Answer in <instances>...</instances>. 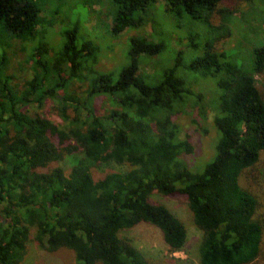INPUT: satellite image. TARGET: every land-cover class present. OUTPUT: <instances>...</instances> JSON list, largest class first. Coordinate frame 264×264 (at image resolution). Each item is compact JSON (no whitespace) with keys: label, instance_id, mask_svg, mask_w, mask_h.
Segmentation results:
<instances>
[{"label":"trees","instance_id":"obj_1","mask_svg":"<svg viewBox=\"0 0 264 264\" xmlns=\"http://www.w3.org/2000/svg\"><path fill=\"white\" fill-rule=\"evenodd\" d=\"M159 1L166 13L201 21L206 36L197 41L186 34L189 50H178L171 65L150 75L140 74L141 57H158L166 45L134 37L130 63L116 80L106 73L91 82L84 98H63L64 119L67 103L75 111L64 130L31 115L28 106L60 99L58 89L82 79L85 62L99 49L80 44L77 29L61 33L51 61L42 60L46 44H38L32 54L38 70L18 92L7 74V48L14 41L44 40L60 18L53 9L51 16L43 13L40 0H0V264H22L33 229L40 247L69 249L76 264H151L123 236L141 224L157 228L172 253L183 251L185 224L152 202L155 193L186 199L203 233L200 264H264L260 201L242 184L243 177L259 179L256 169L264 156V45L244 65L217 51L221 26L215 19L225 0H112V32L142 29L145 13ZM186 57L189 72L216 79L220 95L207 99L189 85L180 74ZM51 74L54 87L48 86ZM97 98L108 102V113L97 114ZM208 107L215 112V158L196 173L188 161L195 153L192 132L183 137L177 119L195 116L202 127ZM109 163L127 169L96 179L93 169ZM171 264L196 263L174 258Z\"/></svg>","mask_w":264,"mask_h":264},{"label":"rangeland","instance_id":"obj_2","mask_svg":"<svg viewBox=\"0 0 264 264\" xmlns=\"http://www.w3.org/2000/svg\"><path fill=\"white\" fill-rule=\"evenodd\" d=\"M42 11L50 12L53 9L59 15L60 20L55 26L47 28V37L35 43H24L14 41L10 50V62L7 74L13 77V85L18 92L25 89V83L31 80L38 70L32 54L40 43H45L46 56L44 61L55 59L61 43V33L67 30H78L77 40L80 44L84 42L93 43L99 51L95 57L87 60L84 64L82 79L71 81L66 89H58L59 98H46L42 104L36 102L28 106L31 115H42L47 117L60 128L68 130L70 122L75 118L74 109L68 105L66 116L62 115L61 103L64 97L84 98L88 92L91 82H95L106 73H113L114 80L117 79L122 68L130 63V49L134 37H146L148 40L162 41L166 45L165 52L155 58L141 57L143 61L140 74L150 75L154 71H164L175 59L174 54L178 50L186 51L189 36H197V41L206 36L208 30L201 21L191 19L185 14L166 13L162 2L149 7L145 13V26L138 30L131 28L119 35L112 32L114 15L117 6L112 0H40ZM222 7V15L216 16V23L221 27L216 49L221 53H230L228 60L239 65L250 63L254 58V49L264 45V0H225ZM7 46V45H5ZM8 47V46H7ZM189 50V49H187ZM191 57H186L184 65L181 66L180 74L186 78L189 85L195 91L203 92L207 99H214L221 91L216 79L211 76L200 77V73L189 72L187 66ZM171 63V64H170ZM68 68L65 69L67 74ZM43 76V72H39ZM200 75V76H199ZM56 79L50 75L48 86L54 87ZM264 89V87H263ZM98 115L108 113L110 106L103 98L95 101ZM208 103V101H207ZM207 120L196 121L195 116H180L177 120L182 127V135L186 136L192 132L195 144V153L188 159L193 172H202L205 166L212 162L215 157L214 147L217 141V133L213 127L215 112L210 108ZM187 132V133H186ZM213 157V158H212ZM127 167L115 163L102 165L93 169L96 179L110 172L126 170ZM259 179L248 180L242 178L244 187L251 189L260 201L258 216L264 224V156L257 165ZM152 202L168 207L185 224L188 232V241L183 251L172 253L163 240L161 232L150 225L141 224L135 229L123 234L130 239L148 259L151 264H171L172 259H190L200 264V246L203 233L200 231L193 219V214L185 198L182 196H165L155 193L151 197ZM32 239L27 245L26 254L22 264H76L75 254L69 249H61L57 252H49L40 247L34 240L35 229L32 230ZM101 264V263H99Z\"/></svg>","mask_w":264,"mask_h":264}]
</instances>
